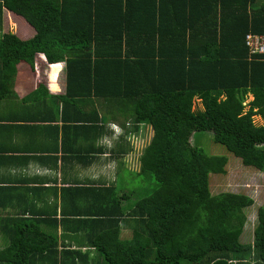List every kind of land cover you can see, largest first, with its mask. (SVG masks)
I'll use <instances>...</instances> for the list:
<instances>
[{
    "label": "trees",
    "instance_id": "obj_1",
    "mask_svg": "<svg viewBox=\"0 0 264 264\" xmlns=\"http://www.w3.org/2000/svg\"><path fill=\"white\" fill-rule=\"evenodd\" d=\"M3 8L22 17L34 34L25 40L0 35V85L15 64L32 66L45 53L51 63L64 65L65 95L57 100L61 110L51 113L54 129L58 122L120 118L153 132L139 172L128 173V182L121 177L109 186L85 180L57 187L53 181L61 209L51 212L52 223L90 237L102 264H228L248 258L264 264V207L257 209L253 243L241 244L245 211L254 201L240 193L211 194L209 176L225 173L227 157L208 155L191 142L194 133H209L242 165L264 172V124L253 121H264V53L250 55L246 46L248 35L264 38V0H0ZM92 97L104 106L101 118L79 111ZM195 99L203 110H192ZM129 219L133 238L121 241L119 225ZM11 222L0 262L51 259L56 245L48 246L37 225L46 219Z\"/></svg>",
    "mask_w": 264,
    "mask_h": 264
},
{
    "label": "crops",
    "instance_id": "obj_2",
    "mask_svg": "<svg viewBox=\"0 0 264 264\" xmlns=\"http://www.w3.org/2000/svg\"><path fill=\"white\" fill-rule=\"evenodd\" d=\"M14 20L24 24V28H29L34 34L33 28L22 17L3 8L0 12V35L14 34L23 40L33 36H25L17 29H5ZM38 56H35L32 66L24 61L15 64L12 77H9L10 70H7L5 83L0 85V194L7 193L11 187L20 189L11 196L0 195V251L9 245L12 218L46 219L47 222L37 225L46 232L48 246L56 247L53 251L51 249L49 261L37 259L35 264H102L99 253L89 247L92 241L90 237L75 235L78 233L76 230L71 229L72 232L60 221L56 225L51 222V212L55 206L57 212L61 209L59 201L54 203L51 191L53 181H56L57 187L65 182L85 180L96 185H115L122 177L119 175L120 170L139 172L140 157L138 161L135 160L137 166L130 163L135 169L125 167V162L134 159L137 149L142 154L153 132L145 124H119L120 118L107 123L101 121L74 126H63L58 122L57 129H54L51 113L55 114L56 108L61 110L62 105L57 100L65 95L64 65L60 63L56 67L48 62L49 56L42 59H38ZM91 99L93 102L83 104L79 111L92 116L97 113L99 118L103 117L104 106L93 97ZM89 149L93 150L88 152ZM81 157L88 158L87 166H83L85 160ZM36 187L41 188L24 190ZM8 199L11 200L8 202ZM37 211L42 212L43 218L32 215ZM12 212L20 215L11 216ZM134 224L131 219L120 223L121 241L132 240ZM254 226L245 225L240 237L241 244L253 243ZM0 264L6 263L1 261ZM228 264L263 263L248 258L232 260Z\"/></svg>",
    "mask_w": 264,
    "mask_h": 264
},
{
    "label": "rangeland",
    "instance_id": "obj_3",
    "mask_svg": "<svg viewBox=\"0 0 264 264\" xmlns=\"http://www.w3.org/2000/svg\"><path fill=\"white\" fill-rule=\"evenodd\" d=\"M5 29H17L18 32L25 34V36L33 35V32L29 28H24V24L21 22L14 20L13 22L8 23L7 28ZM32 32V33H31ZM48 57L45 53H41L38 56V59H42L43 57ZM52 57H48V62L51 63ZM61 62L51 63V64H60ZM44 71V70H43ZM251 101V96H248L245 104ZM248 109V106L245 110ZM192 110L194 112H198L203 110L200 100L195 99L193 101ZM253 121L256 125L264 124V121L259 117L255 116ZM119 124H123L122 119H118ZM194 137L191 139L193 145L198 146L205 150L208 155H216V156H226L227 164L225 166V173L221 175H210L209 176V188L210 192L213 195L222 193V192H232V193H240L245 194L253 199L254 204L247 208V226H254L256 217H257V209L259 207H264V172H261L252 167H246L242 165L241 161L234 157L231 154H228L225 148L219 144H216L212 140V136L209 133H194ZM147 140V139H144ZM143 143V142H142ZM144 144H142L143 148ZM138 148V146H135ZM139 153V154H138ZM134 159H127L125 162V167L134 168L138 165L135 163V160L138 161V158L141 155V152L138 149L135 151ZM129 162V164H128ZM130 163H133L130 164ZM131 166V167H130ZM135 169V168H134ZM119 175L122 176L123 179H126L128 182L130 175L123 170H120ZM138 184L137 179L130 181V185L135 187Z\"/></svg>",
    "mask_w": 264,
    "mask_h": 264
},
{
    "label": "built area",
    "instance_id": "obj_4",
    "mask_svg": "<svg viewBox=\"0 0 264 264\" xmlns=\"http://www.w3.org/2000/svg\"><path fill=\"white\" fill-rule=\"evenodd\" d=\"M246 46L250 55L264 53V38L257 35H248L246 37Z\"/></svg>",
    "mask_w": 264,
    "mask_h": 264
}]
</instances>
